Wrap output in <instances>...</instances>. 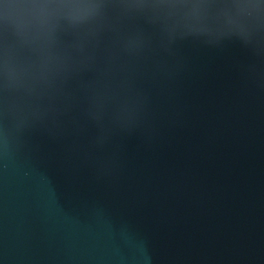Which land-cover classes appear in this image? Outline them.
I'll return each mask as SVG.
<instances>
[{
	"label": "water",
	"instance_id": "1",
	"mask_svg": "<svg viewBox=\"0 0 264 264\" xmlns=\"http://www.w3.org/2000/svg\"><path fill=\"white\" fill-rule=\"evenodd\" d=\"M117 27L88 67L8 97L0 264H264V30ZM136 31L147 47L121 52Z\"/></svg>",
	"mask_w": 264,
	"mask_h": 264
},
{
	"label": "clouds",
	"instance_id": "2",
	"mask_svg": "<svg viewBox=\"0 0 264 264\" xmlns=\"http://www.w3.org/2000/svg\"><path fill=\"white\" fill-rule=\"evenodd\" d=\"M213 10L224 22L209 29L204 21ZM137 19L158 27L169 41L235 35L249 45L264 30V5L260 0H0V91L5 95L0 115L15 111L7 103L10 95H31L36 83L51 84L88 67L94 58L85 52L92 40L105 30L118 32L121 21ZM119 43L128 55L147 47L143 31L122 36Z\"/></svg>",
	"mask_w": 264,
	"mask_h": 264
}]
</instances>
